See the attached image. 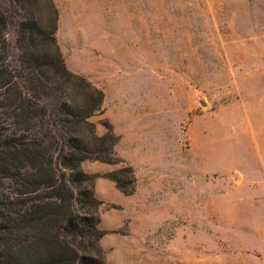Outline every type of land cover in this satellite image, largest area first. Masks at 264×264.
<instances>
[{
  "label": "rangeland",
  "instance_id": "1",
  "mask_svg": "<svg viewBox=\"0 0 264 264\" xmlns=\"http://www.w3.org/2000/svg\"><path fill=\"white\" fill-rule=\"evenodd\" d=\"M0 2L16 67L22 12ZM51 2L66 69L103 93L90 121L117 138L118 163L81 170L135 180L105 201L89 183L104 264H264V0Z\"/></svg>",
  "mask_w": 264,
  "mask_h": 264
},
{
  "label": "trees",
  "instance_id": "2",
  "mask_svg": "<svg viewBox=\"0 0 264 264\" xmlns=\"http://www.w3.org/2000/svg\"><path fill=\"white\" fill-rule=\"evenodd\" d=\"M20 14L17 66L0 65V264H104L90 182L134 191L130 167L88 175L83 161L116 164L110 126L96 133L101 90L68 71L56 44L51 0H8ZM44 10V17L38 13ZM29 19V20H28ZM9 24L0 2V46Z\"/></svg>",
  "mask_w": 264,
  "mask_h": 264
},
{
  "label": "crops",
  "instance_id": "3",
  "mask_svg": "<svg viewBox=\"0 0 264 264\" xmlns=\"http://www.w3.org/2000/svg\"><path fill=\"white\" fill-rule=\"evenodd\" d=\"M83 167H84V164H83ZM96 167L97 168L85 169V171L88 174L94 173L95 171H98L99 169L98 166ZM103 167L104 169H101V171H108V168H106L105 166ZM98 181L95 184V196L97 197L99 201H105L107 200V195L110 193V191L115 190V184L112 181L106 180L104 178H99Z\"/></svg>",
  "mask_w": 264,
  "mask_h": 264
}]
</instances>
